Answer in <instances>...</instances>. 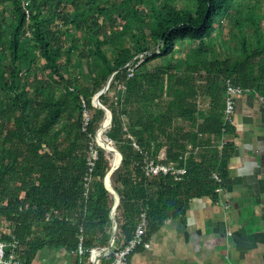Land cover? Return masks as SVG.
<instances>
[{
    "label": "trees",
    "instance_id": "16d2710c",
    "mask_svg": "<svg viewBox=\"0 0 264 264\" xmlns=\"http://www.w3.org/2000/svg\"><path fill=\"white\" fill-rule=\"evenodd\" d=\"M27 6L0 0V220L12 225L3 238L21 241L26 264L43 247L76 252L81 236L86 249L110 242L115 197L105 177L113 154L94 141L105 109L93 96L111 74L100 100L123 155L111 175L120 195L114 248L133 236L144 210L148 231L183 214L195 196L216 198L236 150L227 78L264 97V0ZM162 154L187 167L181 179L146 174L147 155ZM77 255L94 264L89 250Z\"/></svg>",
    "mask_w": 264,
    "mask_h": 264
},
{
    "label": "crops",
    "instance_id": "0c3cea01",
    "mask_svg": "<svg viewBox=\"0 0 264 264\" xmlns=\"http://www.w3.org/2000/svg\"><path fill=\"white\" fill-rule=\"evenodd\" d=\"M233 124L236 150L218 196H195L183 214L149 228V245L138 247L125 264H264V101L259 95L237 97ZM11 229L10 222L0 220V238ZM78 259L73 250L43 247L30 264H77Z\"/></svg>",
    "mask_w": 264,
    "mask_h": 264
},
{
    "label": "built area",
    "instance_id": "2783aa9c",
    "mask_svg": "<svg viewBox=\"0 0 264 264\" xmlns=\"http://www.w3.org/2000/svg\"><path fill=\"white\" fill-rule=\"evenodd\" d=\"M29 0H23L24 7L29 11L27 4ZM133 70V68L131 67ZM255 93L261 97L264 101V97L260 95L257 91H254L250 87L242 86L241 84L236 83L233 78L229 77L226 81V117L228 120L233 121V116L236 109V101L237 97L246 94V93ZM90 120V113L87 108L84 109V118H83V129L86 130L88 123ZM137 147L139 145L135 143ZM163 155L160 158H155L150 155H147L145 159L144 169L146 174L156 175L160 173H171L175 176L176 179H181L183 175L187 172V167L185 165H180L177 161H163ZM188 155V154H187ZM98 157L97 150L92 153V155L88 158V163L90 165L89 173L86 175L87 180H91V172L93 170L94 161ZM214 177L223 182V178L218 174L214 173ZM223 185L217 187V190H221ZM148 226V215L147 211L144 210L141 212L139 221L135 228L133 236L122 246H118L109 251L108 245L106 246H91L86 249L81 240L78 244V248L76 252L80 255L84 254L86 250L90 252V258L94 262V264H101V260L104 256L112 254V258L109 264H125L131 254L140 246H148L149 243L145 240V236L147 233ZM24 250L25 247L21 243V241L13 235L10 240L0 238V264H26L24 258ZM77 264H81V261Z\"/></svg>",
    "mask_w": 264,
    "mask_h": 264
},
{
    "label": "water",
    "instance_id": "95a60500",
    "mask_svg": "<svg viewBox=\"0 0 264 264\" xmlns=\"http://www.w3.org/2000/svg\"><path fill=\"white\" fill-rule=\"evenodd\" d=\"M135 59V57H133L129 62H133V60ZM113 78V74L110 75L107 83L105 84V86L99 90L94 96H93V103L96 104L97 106L99 107H102L105 109V118L101 124V126L99 127V129L97 130V133L99 134V130L100 128L103 126V124L108 120L109 124H111V120H112V113H111V110L100 100V95L104 92H106L108 89H109V86H110V83H111V80ZM98 142L100 143V139L98 138ZM101 144V143H100ZM102 146V145H101ZM104 147V146H103ZM112 147L115 149V151L117 152V154H119V160L116 161V159L114 160V157H113V165L111 167V169L108 171V173L106 174V177H105V183H106V186L113 192L114 194V197H115V200H114V204H113V207H112V210H111V214H112V218H113V221H114V225H113V230H112V235H111V238H110V242L108 244V250L110 251L113 246H114V242H115V237H116V232H117V229H118V221H117V217H116V209H117V206L120 202V195L119 193L117 192V190L113 187L112 185V180H111V175L113 173V171L120 165L122 159H123V155L122 153L120 152V150L115 146V145H112ZM105 148V147H104ZM115 154V153H114Z\"/></svg>",
    "mask_w": 264,
    "mask_h": 264
},
{
    "label": "bare ground",
    "instance_id": "6f19581e",
    "mask_svg": "<svg viewBox=\"0 0 264 264\" xmlns=\"http://www.w3.org/2000/svg\"><path fill=\"white\" fill-rule=\"evenodd\" d=\"M108 126H109V122L107 120L103 124V126L100 128L98 138L100 139V143L102 146H104L107 150L110 149L111 151H113V153H115V154H113L114 160L116 159V161H118L119 160V154H117L115 149L112 147L111 142L102 136L105 133V131L107 130Z\"/></svg>",
    "mask_w": 264,
    "mask_h": 264
},
{
    "label": "rangeland",
    "instance_id": "374dc122",
    "mask_svg": "<svg viewBox=\"0 0 264 264\" xmlns=\"http://www.w3.org/2000/svg\"><path fill=\"white\" fill-rule=\"evenodd\" d=\"M140 56H143V54H140ZM110 125H111V124H109L108 128L110 127ZM108 128H107V130L105 131V133H104L102 136H103L104 138H106L108 141H110V142H111V145H115L114 142H113V141L108 137V135H107ZM98 129H99V128H98ZM94 141H95V143H96L97 145H100V146H101V144L98 142V133H97V132H96V134H95ZM95 151H96V149H95V147H94V149L92 150V153H94ZM108 151H109L110 153L114 154L113 151H111L110 149H108ZM113 157H114V155H113Z\"/></svg>",
    "mask_w": 264,
    "mask_h": 264
}]
</instances>
